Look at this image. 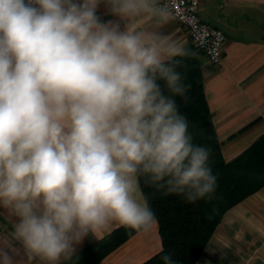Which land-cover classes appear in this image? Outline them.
<instances>
[{
	"label": "clouds",
	"instance_id": "clouds-1",
	"mask_svg": "<svg viewBox=\"0 0 264 264\" xmlns=\"http://www.w3.org/2000/svg\"><path fill=\"white\" fill-rule=\"evenodd\" d=\"M168 15L161 0H0V207L30 258L58 264L114 224L150 232L141 177L188 202L215 192L175 99L194 54L150 28Z\"/></svg>",
	"mask_w": 264,
	"mask_h": 264
},
{
	"label": "crops",
	"instance_id": "crops-1",
	"mask_svg": "<svg viewBox=\"0 0 264 264\" xmlns=\"http://www.w3.org/2000/svg\"><path fill=\"white\" fill-rule=\"evenodd\" d=\"M198 1L200 20L226 36L219 66L200 52L197 58L222 156L230 161L264 133V0ZM150 28L171 36L187 50L193 48L185 28L170 14L163 22H152ZM15 222L10 210L0 207V264H5V252L9 264H46L39 257L30 258L14 238ZM119 227L114 224L100 235L84 237L58 264ZM160 251L156 223L148 233H134L96 264H143ZM195 264H264V187L224 214Z\"/></svg>",
	"mask_w": 264,
	"mask_h": 264
},
{
	"label": "trees",
	"instance_id": "trees-1",
	"mask_svg": "<svg viewBox=\"0 0 264 264\" xmlns=\"http://www.w3.org/2000/svg\"><path fill=\"white\" fill-rule=\"evenodd\" d=\"M188 51L194 55L182 58L178 69L189 86L187 99H175L189 121L194 142L211 149L210 166L217 186L210 199L188 202L182 195H165L141 177V188L156 215L161 239V251L143 264H165L164 255L171 257L172 264H195L224 214L264 187V133L237 157L224 160L204 93L199 51L194 47ZM136 232L121 226L63 264H96Z\"/></svg>",
	"mask_w": 264,
	"mask_h": 264
},
{
	"label": "built area",
	"instance_id": "built-area-1",
	"mask_svg": "<svg viewBox=\"0 0 264 264\" xmlns=\"http://www.w3.org/2000/svg\"><path fill=\"white\" fill-rule=\"evenodd\" d=\"M167 6L172 18L188 33L193 47L202 53L209 63L221 64L225 34L202 22L198 16V0H161Z\"/></svg>",
	"mask_w": 264,
	"mask_h": 264
},
{
	"label": "rangeland",
	"instance_id": "rangeland-1",
	"mask_svg": "<svg viewBox=\"0 0 264 264\" xmlns=\"http://www.w3.org/2000/svg\"><path fill=\"white\" fill-rule=\"evenodd\" d=\"M203 59V57L201 56V60Z\"/></svg>",
	"mask_w": 264,
	"mask_h": 264
}]
</instances>
